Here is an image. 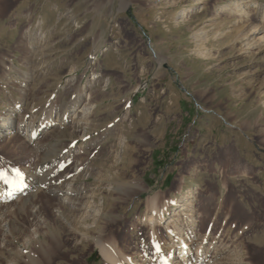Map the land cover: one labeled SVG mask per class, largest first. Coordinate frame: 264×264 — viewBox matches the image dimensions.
<instances>
[{
	"label": "rangeland",
	"instance_id": "obj_1",
	"mask_svg": "<svg viewBox=\"0 0 264 264\" xmlns=\"http://www.w3.org/2000/svg\"><path fill=\"white\" fill-rule=\"evenodd\" d=\"M31 36L59 40L61 52L38 59ZM93 48L109 83L87 137L107 124L109 138L79 159L91 167L88 215L107 250L133 264L177 262L182 239L191 264H264V0H0V115L99 89L85 71ZM40 203L49 214L53 199ZM160 215L179 235L149 225ZM44 230L15 264H52L58 232L51 220ZM78 257L110 264L94 245Z\"/></svg>",
	"mask_w": 264,
	"mask_h": 264
},
{
	"label": "bare ground",
	"instance_id": "obj_2",
	"mask_svg": "<svg viewBox=\"0 0 264 264\" xmlns=\"http://www.w3.org/2000/svg\"><path fill=\"white\" fill-rule=\"evenodd\" d=\"M31 37L27 46L30 50L31 47H36V45L40 48L36 53L38 59L49 60L55 53L61 52L56 45L59 40L56 42L49 39L34 41L33 36ZM62 52V54L65 53ZM98 53L99 51L95 48L90 51L88 61L85 62V71L89 70L92 75L88 80L89 86H98L99 89L94 88L95 90H93L92 88V90L87 89L76 93L66 91L67 98H64L58 107L56 105L48 108L38 107L40 105L34 107L35 104L30 106L26 104L25 110L17 118L11 115L12 110L17 107L16 103L8 104L5 113L0 115V157L7 160V163L0 166V169H4L11 174L10 170L17 168L24 175L22 190L14 192L11 197L6 195L7 187L0 183V264H15L14 258H10L11 255L14 252H22L28 248L32 239L44 236L46 234L44 229L47 228L50 220L53 228L58 232L54 244L56 256L55 259L53 258L52 264H74L79 260L78 255L82 254L90 245H94L99 249L105 262L110 264H133L127 257L119 255L121 259L117 258L114 251L107 250L101 238V230H98L99 225L95 224V221L91 222L92 214L88 215L89 206L91 205L90 199L94 197V187L86 184L85 181L86 179H93V175L89 172L90 165L79 158L89 154L92 155L91 152L96 151L94 145L102 147L109 138L106 134L110 130V126L104 124L103 132L100 133L101 135L98 138L95 140L92 138L94 141L90 142V138L87 137L97 127L94 125L96 122L92 123L95 113L93 108L103 98L105 88L109 83L108 70L102 67L103 64H101L106 57L102 53L100 58L97 56ZM73 69L74 67L71 68V70ZM26 80L27 77L22 79L25 82ZM19 92L23 94L21 95L22 104L27 99L23 91ZM37 107L40 109L34 110ZM56 110L58 112L54 120L52 115ZM40 115L42 117L41 121L39 120ZM44 128L47 129L41 135L40 133ZM17 140L29 152L27 162L17 152V147L13 146V143ZM76 141H80L81 146L88 145V147H84L83 153L79 152V149H75L77 146L75 145ZM48 150L52 151L48 152ZM14 164H20L22 167H13ZM43 169H47V171L39 175V171ZM78 179H81V181ZM41 197L53 199L49 214H46L43 204L40 203ZM187 205H190L189 200L180 204L178 211H186ZM81 212L86 215L76 217ZM184 217L187 222L192 219L188 215H184ZM24 219H27V222H24ZM166 221H163L161 215L157 219L156 217H149L148 219L151 226L165 224L167 231L172 233L175 238V235H179V232H176L177 229L175 228L171 229V226L176 219L171 217ZM14 241L19 245L15 246ZM179 243H181L183 249L179 258L177 257V262H172V258L166 259L164 257L161 264L192 263L185 242L180 239ZM15 255L18 254L15 253ZM33 258L35 257L33 256ZM160 259L162 258L160 257ZM68 260H70L69 263Z\"/></svg>",
	"mask_w": 264,
	"mask_h": 264
},
{
	"label": "snow or ice",
	"instance_id": "obj_3",
	"mask_svg": "<svg viewBox=\"0 0 264 264\" xmlns=\"http://www.w3.org/2000/svg\"><path fill=\"white\" fill-rule=\"evenodd\" d=\"M10 171L11 174L4 169H0V183L7 187L8 191L6 195L9 197H11L14 192L22 190L24 186L23 173L17 168H13ZM153 246L157 249V251H159L158 244H154Z\"/></svg>",
	"mask_w": 264,
	"mask_h": 264
}]
</instances>
